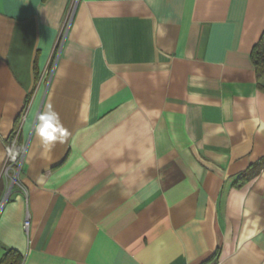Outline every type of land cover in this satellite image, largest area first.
Returning <instances> with one entry per match:
<instances>
[{
    "label": "crops",
    "instance_id": "1",
    "mask_svg": "<svg viewBox=\"0 0 264 264\" xmlns=\"http://www.w3.org/2000/svg\"><path fill=\"white\" fill-rule=\"evenodd\" d=\"M69 1L0 0V258L264 264V0Z\"/></svg>",
    "mask_w": 264,
    "mask_h": 264
},
{
    "label": "trees",
    "instance_id": "2",
    "mask_svg": "<svg viewBox=\"0 0 264 264\" xmlns=\"http://www.w3.org/2000/svg\"><path fill=\"white\" fill-rule=\"evenodd\" d=\"M251 63L255 69V74L257 77V86L261 91H264V33L261 34L258 41L251 49L250 53ZM18 155H14L12 159L18 158ZM264 161V159H263ZM262 162V161H261ZM260 162L251 167L246 175L240 177L239 181L245 182L250 180L255 175L259 173ZM23 258L22 256L13 249L4 250L3 256L0 258V264H22Z\"/></svg>",
    "mask_w": 264,
    "mask_h": 264
},
{
    "label": "built area",
    "instance_id": "3",
    "mask_svg": "<svg viewBox=\"0 0 264 264\" xmlns=\"http://www.w3.org/2000/svg\"><path fill=\"white\" fill-rule=\"evenodd\" d=\"M80 2H81V0H70L69 1V5L67 7V11L65 14V19H64L63 26H62V30H61V33H60L59 38H58V45L57 46H59V45L61 46L62 43L64 42V40L67 36V33L69 31L70 25L74 19L77 7H78ZM22 159H23L22 155L16 159H12L11 149H9L8 155H7V160H11V163H9V165H6L4 167L3 172L5 174H7L9 170H12V173H14V176H12V177L9 176L10 177V184H9V187L7 189L5 196L0 201V211L3 207V205L6 203L12 187L17 185L18 177H19V174L21 172ZM28 227H29V218L27 217L23 223V229L27 232Z\"/></svg>",
    "mask_w": 264,
    "mask_h": 264
},
{
    "label": "clouds",
    "instance_id": "4",
    "mask_svg": "<svg viewBox=\"0 0 264 264\" xmlns=\"http://www.w3.org/2000/svg\"><path fill=\"white\" fill-rule=\"evenodd\" d=\"M38 119L40 121L38 134L43 142H48L51 145V142L67 135V130L60 122L58 113L51 107L46 112H42Z\"/></svg>",
    "mask_w": 264,
    "mask_h": 264
},
{
    "label": "rangeland",
    "instance_id": "5",
    "mask_svg": "<svg viewBox=\"0 0 264 264\" xmlns=\"http://www.w3.org/2000/svg\"><path fill=\"white\" fill-rule=\"evenodd\" d=\"M20 156H21V154L18 155V157H20ZM12 176H14V173L10 174V177H12Z\"/></svg>",
    "mask_w": 264,
    "mask_h": 264
}]
</instances>
